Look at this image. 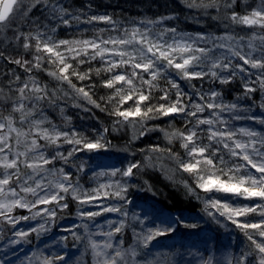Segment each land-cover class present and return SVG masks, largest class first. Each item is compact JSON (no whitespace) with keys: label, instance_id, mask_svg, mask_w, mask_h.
Here are the masks:
<instances>
[{"label":"snow or ice","instance_id":"6c2138e0","mask_svg":"<svg viewBox=\"0 0 264 264\" xmlns=\"http://www.w3.org/2000/svg\"><path fill=\"white\" fill-rule=\"evenodd\" d=\"M180 3L195 13L184 21L207 26L122 21L91 0H0V264H162L159 239L181 228L198 243L163 264H264V0ZM72 110L110 124L82 130ZM129 129L123 156L103 163ZM155 174L180 176L202 217L132 211ZM73 206L81 223L57 236ZM200 218L243 242L200 237Z\"/></svg>","mask_w":264,"mask_h":264},{"label":"trees","instance_id":"16d2710c","mask_svg":"<svg viewBox=\"0 0 264 264\" xmlns=\"http://www.w3.org/2000/svg\"><path fill=\"white\" fill-rule=\"evenodd\" d=\"M63 3L71 5L73 8H78L81 5V0H62ZM86 2V0H84ZM93 4V11L97 14L107 13L110 16H113L119 20H131L136 19L140 20L145 17L147 18H156L161 14L171 15V14H179L181 18L180 27L185 31H194L198 30L201 26H207V24L197 25L190 24L184 21L185 15H195L194 12L187 10L183 7L180 0H91ZM202 21H207V18L202 17ZM98 27H104V25H98ZM214 31H220L219 29H213ZM73 30H69L67 32V37H71ZM58 38H66L64 33L58 32ZM226 92L231 93V89H225ZM103 94V93H101ZM234 95V93H232ZM231 99V95L227 97ZM76 110H72L73 116V124L82 130H87L89 125L96 124L99 126L101 123L105 126L110 124V119L103 113H99L98 110L94 113L99 117V121L86 119L81 120L79 117L83 116L84 113H79V115L75 114ZM57 122H59L57 118ZM131 130H127L125 133L117 134V138L113 139L111 136L109 139L112 141L113 149L110 152V155L115 156L114 160L121 158L123 153L119 150L124 147L125 141L128 136H130ZM156 136L151 137V143H159ZM137 144L141 148H147L148 142L145 141L141 143L137 141ZM86 158V156H85ZM141 157L138 156L137 159ZM92 162H90L91 166ZM144 179H148L149 182L153 186L154 192H132V197L135 199V204L132 206V211L137 212V204L139 201H143L149 205L150 210L158 211H168L177 213L180 216H183V213H187L186 219H189L193 222L197 220L198 217H202V213L200 212L201 204L199 201L195 199L194 196H189L186 192V189L182 186L179 181L182 179L180 176H177V183L173 184L168 180L164 179L160 174L145 176ZM24 214H27L25 210H20ZM109 219H115V215L110 217ZM98 223H103L102 219L97 221ZM201 229H208L211 231L212 236H219L221 241L225 243H229L232 240H236V244H241L243 242V237L236 233L234 230L231 234L224 231V229L219 228L218 225L213 223L206 222V218H200L199 221ZM30 223V222H28ZM28 223L21 222L20 227L27 229ZM60 227L54 229L57 236L64 234L62 233V229L65 227H71L73 223L80 224L81 221L75 216V207L73 206V212L71 214H65V218L58 221ZM83 230L81 229V232ZM190 230L181 228L175 237L172 238H160L159 244L156 245L154 252L159 251L161 253V261L163 264V257L168 256L170 254V249L175 251V248L172 246H176L179 248L181 244L187 246V239L190 235H188ZM43 239H47L44 237ZM34 244L39 245L40 242L33 240ZM71 239L69 238V251L75 253L76 249L71 248ZM236 244L233 245V249L236 248ZM42 247V245H40ZM183 251V249H181ZM223 251V249H222ZM219 254V253H217Z\"/></svg>","mask_w":264,"mask_h":264},{"label":"rangeland","instance_id":"374dc122","mask_svg":"<svg viewBox=\"0 0 264 264\" xmlns=\"http://www.w3.org/2000/svg\"><path fill=\"white\" fill-rule=\"evenodd\" d=\"M114 157L115 156H112V155H108V156H104V157H101V161L105 164H108V163H114L115 160H114ZM119 166V165H118ZM91 167L92 168H95L97 171H100L102 169L100 168H96V163L95 162H92L91 164ZM89 207H92L93 210H97L96 207L94 205H90ZM150 210V207L148 204H146L145 202L143 201H139L138 204H137V214H142L143 211H149ZM164 212V211H163ZM165 214L167 213H171L173 215H179L177 213H173V212H168V211H165L164 212ZM114 214L110 215V217H112ZM188 216L187 213H183V217H186ZM100 218H97V221L99 220ZM32 224H34L35 222H30ZM206 236H212V233L211 231H209L208 229H203L201 232H200V237H206ZM198 240L199 238L195 235H190L187 239V244H190V243H198ZM22 248H23V252H30V248L29 246L27 245H22ZM23 252H19L18 254L20 255H23Z\"/></svg>","mask_w":264,"mask_h":264}]
</instances>
